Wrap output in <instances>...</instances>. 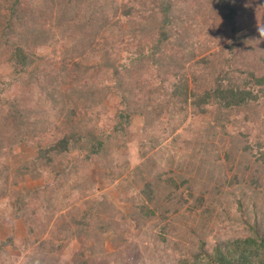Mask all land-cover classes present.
<instances>
[{
    "label": "rangeland",
    "instance_id": "obj_1",
    "mask_svg": "<svg viewBox=\"0 0 264 264\" xmlns=\"http://www.w3.org/2000/svg\"><path fill=\"white\" fill-rule=\"evenodd\" d=\"M19 1L20 14L40 30L37 42L31 40L30 45L24 46V52L32 56L37 67L16 72L13 46L16 39L23 41V36L19 35L21 30L15 31L16 22L11 24L12 30L6 29L12 22L11 0H0V162L17 165L21 159L35 156L38 147L47 146L61 133L79 135L89 130L95 138L104 140L105 147L89 158L85 157L86 150L73 147L55 157V170H63L61 185L45 191L43 204L38 199L29 201L31 213L27 219H14L6 213L5 206L15 199L18 190L48 181L50 176L33 178L30 171L8 193L0 191V264H80L86 260L87 253H80L85 249L76 231L70 234L75 230L70 220L74 207L90 209L91 230L98 225L107 229L97 235L106 252L117 237L128 235L135 241L142 239L143 245L154 242V250L145 256L146 264H163L169 249L155 238L156 233L136 235L135 229L141 224L135 204L148 199L146 194L139 197L135 191L138 185L164 178L170 170L174 179H189L196 195L213 188L212 183H219L217 180L224 173L228 180L233 174L222 151H230L234 159L244 163L249 151L246 161L250 160L252 167L260 162L256 157L264 151V93L249 75L264 74V0H228L234 7V30L224 10L213 0H169L177 10L173 13L186 7L190 21L174 22L169 29L171 35L164 42L158 40L154 25V19L159 20L155 7L162 0H137L140 4L132 0L142 6L149 18L138 17L146 30L129 42V21L110 26L115 20L125 22L121 7L129 4L128 0H109L108 11L114 5L120 6L119 10L115 18L107 16L105 25L98 24V17H94L95 31L88 26V20L93 19L84 18L83 13L89 14L92 6H105L100 0H54L66 3L72 12L56 9L53 0ZM243 33L251 35L252 48L242 45L237 35ZM136 51L142 55L141 62L131 59ZM31 73L32 78L39 75L35 82L30 81ZM226 76L242 87H250L254 97L227 111L210 101L202 103L200 109L193 107L192 94L214 88L218 80L227 82ZM183 85H187L186 90ZM13 104L21 109L18 128L13 119L1 117ZM18 133L27 139L8 148L18 139ZM246 143L252 145L247 152L243 147ZM236 168L237 176H244V165ZM221 183L219 190L207 191L208 199L213 200L214 208L222 205L228 210L236 202L237 195L232 191L236 185L227 186L224 180ZM242 184L248 200L245 209L249 215L245 218L253 230L264 235V179L257 189L251 182L238 183ZM155 188L158 190L150 194L160 202L159 198L167 192L166 183H157ZM254 189L261 206L257 217L249 212ZM172 198L175 205L178 199ZM146 204L151 205L149 199ZM181 211L188 213L185 207ZM242 218L230 220L228 231L244 232L248 226ZM155 220L148 219V223ZM210 228L213 229L212 223ZM119 248L127 250L113 264L138 262V250L128 244H119Z\"/></svg>",
    "mask_w": 264,
    "mask_h": 264
},
{
    "label": "trees",
    "instance_id": "obj_2",
    "mask_svg": "<svg viewBox=\"0 0 264 264\" xmlns=\"http://www.w3.org/2000/svg\"><path fill=\"white\" fill-rule=\"evenodd\" d=\"M100 1L105 3V6H92L90 8L89 14L83 13L85 16L84 18L90 16L91 19H93L91 21L88 20L90 22V25L88 26L91 27V29L95 27V24H92V22H95L94 17H98V24L100 22L102 25H105L107 16H110V18H115L116 11L119 10L118 7H120L114 5L112 10L109 12V8L107 6L109 0ZM162 1L161 4L159 3L155 7V9L158 10L159 20L154 19V25L156 26L157 33H159L160 36L158 40L164 42L165 40H168L169 36L171 35L169 29L171 28L172 24L174 22L177 23L178 21L183 23L189 22L190 13L186 10V7H184V10H179V13H173V10L176 9L173 7L170 1ZM232 1L234 3L247 2V0ZM128 2L129 4L125 3L121 7L123 14L126 15L125 22L120 20H111L112 22H110V24H112L110 26H115L116 23L118 24V22L122 25H125L126 22L129 21L128 31H126L129 42L133 37H136L140 31L146 30V27L142 22L143 20L140 19L143 17L149 18V14L146 13V15H144L145 10L142 11V6L137 5L135 1L133 3L132 0H128ZM137 2L140 4L139 1ZM213 2L217 3V5L222 8L221 11L224 10L226 17H228L230 20L229 24L232 26L231 28L234 30V23L231 21L234 14V7L230 2H228V0H213ZM54 3L57 5L56 9L58 7V10L62 8L63 12H72V8L68 7L69 9H67V7H65L66 3L64 5V2L61 3L60 1V3H57L54 1ZM75 6L77 7V5ZM20 12V1L11 0V16L9 17V20L12 22L7 26L6 29L8 31L12 30L13 28L11 24L18 23L20 29L17 25H15V31L19 32L21 30L19 35L23 36L21 37L23 41L16 39L13 46V62L16 67V72L19 74L20 72L24 73L26 70H29L30 67H32V69L37 67L33 64L34 59L32 56L27 55V53L24 52V46L26 47L30 45L32 41L37 42L36 40L39 39L38 34H40L39 28L33 24V22H27V19H25L22 14H20ZM134 14L137 16L134 17ZM138 17L140 19H138ZM17 19L20 20V22ZM106 28L110 30V27L106 26ZM115 28L118 29L119 33L122 32L121 27L117 26ZM246 34L247 33H243V35L237 36L240 39L242 45L246 44L249 46V48H252L253 45H251V35L249 37ZM232 45V43L229 44V48H231ZM74 46L75 44H73L72 50L74 49ZM139 53L140 52L136 51V54L131 56V59L136 58L138 62H141L143 58ZM32 75L34 74L31 73L29 75L31 77L30 81L35 82L39 75L35 76L34 78H32ZM29 76H27V82L29 81ZM249 76L254 80L256 85L262 86L261 91L264 93V74L261 76H256L255 74L250 73ZM227 80V82L224 79L220 81L218 80L214 88L204 89L202 93L192 94L193 107L200 109L199 107H201L202 103H207L210 101L211 103H219L221 108L227 111L230 108L245 104L248 98L254 97L250 87H242L236 84L234 81L232 82L230 77H227ZM223 81L226 83L224 84ZM183 87H185L186 90L187 85H183ZM72 89L74 88L72 87ZM4 111L6 112L1 117L4 120L13 119V125L18 128L21 109H18L16 104H13L11 109L7 108V110ZM54 130L58 131V127H55ZM107 135L110 136L111 133L108 132ZM19 137L20 136L18 133V135H16V138L18 139L14 140L13 144H9L8 148L12 149V145L20 144L21 141L25 142L27 139L26 137ZM251 146V144L247 143L243 145L245 149L244 151L247 152ZM72 147L80 151L86 150L85 157L89 158L92 155H97L99 151H102V149L105 147V142L104 140L95 138L89 130H87L86 133L79 135L74 133H61L60 136H57L53 141H50L47 146L38 147L35 156H31L30 158H26L24 160L21 159L22 161H20V163L17 165H6L0 162V164H3V168L0 169V191L5 194L9 192L12 185L17 186L18 181L23 178V174L25 173L31 171L33 178L40 177L42 174L50 176V180L48 181L43 180L40 184L35 185L34 187H23L22 189L18 190L17 194L15 195V199H10L9 204L5 206L6 213L12 215L14 219L29 218L31 212L29 213L28 211L30 208L28 202H33L34 200L38 199V202L43 204L44 202L42 200H46L47 197L45 195V191L53 190L61 185L60 176L63 170L62 168L55 170L57 167L54 163V159L57 156L59 157V155L67 153L72 149ZM50 152H52V154H50ZM221 154V156H224L226 160L230 161L231 165H229L228 169L232 170L233 174L230 176V178L228 177V180L227 177L224 176V173L223 176L217 180L219 183L214 180V182L217 184L212 183L213 188L204 189L203 191L198 192L196 195L193 188H191V186L188 184L189 179L183 177H179L178 180L174 179V173H172L170 170L167 171L164 178L157 177L156 179L153 178L152 180H148L143 183L142 187L138 185L139 180L137 179L138 188L135 189V191L139 197L146 194L151 205L149 206L146 204L148 199L138 202L140 205L135 204L139 208L138 210H140L138 211L140 219L137 221H139L141 224V226H138L139 224L135 222V225L138 226V229H135L137 233L136 231L135 233L137 236H141L142 232L147 231L156 233L155 238L160 241V244L167 251L169 249V251L166 252V258L163 264H264V235L257 232V229L253 230L252 224L247 222L248 220L245 218V215H249L245 209V203L248 201L246 197L247 193L244 189V184L238 185V183L242 181H248L251 182V184H254L256 189L258 188L259 184L264 179V151L259 155V158L256 157V160L258 159L260 161L256 167H252V165H250V160L246 161L247 156H250L251 154L249 151L245 156V163L234 159L236 157H234L230 151L225 150L222 151ZM238 165H240L241 168L242 165H244V168L242 169L244 176H237L239 168L236 167ZM174 172L175 174L177 173L176 171ZM222 180L227 183V186L232 187L233 185H236L234 189L232 188V191H234L237 195L236 202H233L232 204L234 205L231 206V209L229 207L228 210H226V207L222 205L214 208L212 204L213 200L208 199L207 191H210L211 189L219 190ZM161 181L166 183L167 192L165 193L166 195H163L162 198H159L161 201L158 202L152 198L153 194L150 193H152L151 191L158 190V188H155V185L157 183H162ZM256 189H254L253 194L251 191L250 203H252V211H249L252 212L255 217L260 214L261 210V206L256 200ZM172 197L178 199V202H176L175 205ZM182 207H185V211H188L187 214H184L181 211ZM171 211L172 214L175 213L174 217L169 215L168 212ZM89 216H92L90 209H80L74 207V210L72 209L70 212V220L75 227V230L70 234L73 235L76 231V235H78L80 243L82 242V247L87 251L84 252L85 250H80L81 254L87 253V259L81 261L80 264H102L103 261H105L107 264H113L114 259L127 250V248H125L123 251H119L121 250L120 248L117 249L119 244H128V246L138 250L140 255L136 264L147 263L145 256L148 254V252L151 253L154 250V242L143 245L140 242L142 239L135 241L134 239L129 238L128 235L122 238L119 236L120 238L117 237L115 239V244H112L111 249L106 252L104 248H102V240L99 238L97 239V235L100 230L104 232L108 231L100 225L91 230ZM136 217L134 220L137 219ZM239 217H243L242 219L244 224L248 226L247 229L241 233L233 232L231 230L228 231L232 224L230 220L237 219ZM148 219L157 220L154 221L155 223L152 221L148 223ZM161 219L165 220L166 223L163 224ZM146 223H148V225ZM211 223L213 224V229L210 228ZM142 226H145V228L148 227L149 230H145V228H142ZM218 228L220 229V232L217 234ZM152 229L157 230V232H153ZM107 236H109V234L106 235V237ZM171 237L172 239L176 238V240L174 239L171 241ZM148 264L160 263L148 262Z\"/></svg>",
    "mask_w": 264,
    "mask_h": 264
}]
</instances>
